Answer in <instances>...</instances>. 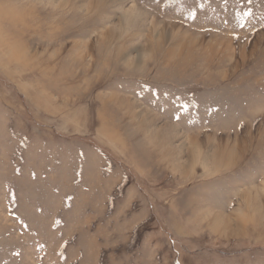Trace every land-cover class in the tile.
<instances>
[{
	"label": "rangeland",
	"instance_id": "rangeland-1",
	"mask_svg": "<svg viewBox=\"0 0 264 264\" xmlns=\"http://www.w3.org/2000/svg\"><path fill=\"white\" fill-rule=\"evenodd\" d=\"M0 264H264V0H0Z\"/></svg>",
	"mask_w": 264,
	"mask_h": 264
},
{
	"label": "bare ground",
	"instance_id": "bare-ground-1",
	"mask_svg": "<svg viewBox=\"0 0 264 264\" xmlns=\"http://www.w3.org/2000/svg\"><path fill=\"white\" fill-rule=\"evenodd\" d=\"M217 223V222H216Z\"/></svg>",
	"mask_w": 264,
	"mask_h": 264
}]
</instances>
